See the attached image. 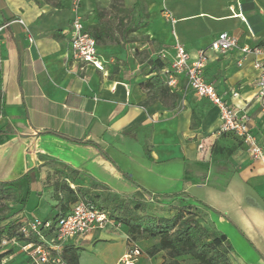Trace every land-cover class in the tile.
<instances>
[{"label":"crops","instance_id":"obj_1","mask_svg":"<svg viewBox=\"0 0 264 264\" xmlns=\"http://www.w3.org/2000/svg\"><path fill=\"white\" fill-rule=\"evenodd\" d=\"M72 1L0 0V182L11 183L24 202H10L9 213L16 214L12 219H49L63 212L52 197L53 189L39 181L50 168L66 167L78 173L70 184L73 190L94 181L122 200L149 202L145 214L154 217L171 218L178 207L196 204L206 210L203 223L216 232L222 229L216 230L214 218L240 233L237 224L227 219L228 224L212 211L197 189L230 191L235 212L246 204L243 197L254 211H264V167L251 160L234 136L237 146L227 137L232 135H215L218 110L195 97L183 76L169 97L154 101H147L150 94L141 85L162 76L154 62L164 55L160 61L170 63L176 43L191 60L222 32L236 37L240 46L264 49V0H236L232 14L225 0H176L191 2L179 8L168 1L173 25L162 18L164 0H146L144 12L131 13L133 0L127 12H113L106 20L95 0H82L79 14L90 35L103 26L120 38V32L137 27L125 41H96L102 72L71 58ZM206 22L216 28L191 27ZM206 57L205 80L228 104L248 115L252 132L264 146V103L255 96L258 72L253 57L245 58L241 67L237 51H207ZM32 194L35 202L29 211ZM248 216L260 250L247 242L241 246L244 253L238 252L244 259L245 254L253 255L249 264H264V225L253 212ZM127 239L124 225L95 232L84 241L94 248L89 263L120 264L131 243L141 252L139 264L163 263L164 252L152 258L145 253L158 238ZM79 250L81 264L83 249Z\"/></svg>","mask_w":264,"mask_h":264},{"label":"built area","instance_id":"obj_2","mask_svg":"<svg viewBox=\"0 0 264 264\" xmlns=\"http://www.w3.org/2000/svg\"><path fill=\"white\" fill-rule=\"evenodd\" d=\"M81 1L73 0L70 7L72 18L69 30V53L75 62L89 64L102 72L104 67L99 59L97 43L85 30L79 14ZM163 16L172 24L175 23L170 13L164 11ZM240 19L244 21L242 16ZM1 30L2 27H0ZM29 41L32 42V38H29ZM173 48L172 61L161 70L164 84L171 90L176 86L179 77L183 76L187 87L195 97L208 101L218 110L219 126L215 135L234 136L245 148L250 158L264 167V146L259 143L258 138L252 132L248 115L228 104L203 76L207 51L219 54L237 51L241 55L237 63L239 67L242 66L245 58L251 56L254 68L258 72L254 84L255 96L264 103V61L262 59L264 49L257 46H240L237 38L226 32L220 33L208 50L199 51L194 60L190 59L181 44L176 43ZM159 59L164 60L165 56L160 55ZM232 96L237 97V93H233ZM0 100H2V94ZM202 148L203 146L199 145L198 149L202 150ZM23 224L21 233L25 238H33L34 241L20 243L15 240L2 239L1 246L11 245L10 247L19 248L27 258L26 260L32 264H65L62 258L65 246L73 245L80 248V244L88 240L95 232L120 226V223L110 217L108 211L82 199L73 204L64 215L59 214L49 219L34 217L24 220ZM140 255L139 249L131 243L130 249L121 257L120 264H136Z\"/></svg>","mask_w":264,"mask_h":264},{"label":"trees","instance_id":"obj_3","mask_svg":"<svg viewBox=\"0 0 264 264\" xmlns=\"http://www.w3.org/2000/svg\"><path fill=\"white\" fill-rule=\"evenodd\" d=\"M141 6V0H136L134 7L128 12H134L137 7ZM130 13V14H131ZM135 28H129L125 32H120L116 38L110 29L97 26L93 28L92 37L97 42L106 39L110 42L119 43L125 41L126 35L135 31ZM160 61V59L158 58ZM156 60L155 67L161 70L168 66L165 62ZM155 68V69H156ZM141 88L149 92L147 101H154L160 97H169L170 90L164 84V79L160 75H156L148 79ZM59 175L58 180L53 183V199L58 202L60 215H64L69 211L70 207L80 199L99 206L97 201H105L112 203L113 210L117 209L122 216L111 215L110 217L116 222L127 227V235L130 241L137 239L158 238V242L146 250V255L150 258L156 256L160 252H164V260L162 264H180L179 258L190 257L197 264H233L231 255L233 248L225 235L201 225L199 218L192 212L193 207L190 205H182L176 209V213L171 218L154 217L147 214L142 216H134L129 214L126 202L118 196L110 193L104 186L92 181L87 188H70V184L74 183L78 173L64 167L55 171ZM11 183L0 182V249L6 247V252L0 251V264L2 258L10 257V251L15 247L11 245L1 246V240H15L20 243L34 241L33 238H25L21 233L23 221L21 219L12 218L16 214H10L7 202L12 200ZM87 192L91 194L87 198ZM120 199V200H119ZM132 201V200H130ZM134 207L145 212V205L135 204ZM9 214H5V213ZM79 248L68 245L63 249V261L65 264H78Z\"/></svg>","mask_w":264,"mask_h":264},{"label":"rangeland","instance_id":"obj_4","mask_svg":"<svg viewBox=\"0 0 264 264\" xmlns=\"http://www.w3.org/2000/svg\"><path fill=\"white\" fill-rule=\"evenodd\" d=\"M95 1H96L95 5L97 6V12H100L101 14H103L104 20L107 19L106 17L109 14H113V12H127L133 6V0H95ZM142 1H141V7L135 9L136 12H144L145 11L146 7L143 8L142 6H143V3L147 2V1L146 0H142ZM164 1L166 4V8L163 10L166 12H169V13H171L170 12L171 10H169V7H167L169 2L173 3V5H176V6L180 5V6H177V8L182 7L183 5L190 6V4H191V2H187V1L183 2V4H181L179 1L175 2L176 0H164ZM223 1L224 0H219L218 4L223 3ZM213 2H215V0H213ZM224 2L227 4L226 7H228L227 13L232 14L233 12H229V10L231 11V10H234V8H236V0H225ZM206 11L211 12V10L209 8ZM162 18L164 20H166L163 16H162ZM203 19L206 20L205 18H203ZM168 23L173 25L170 21H168ZM203 25L206 27H208V26L213 27L214 26V25H211L210 23L208 24L206 22V23H202V24L195 23V24H192L191 27L193 30H200ZM214 27L216 28V25ZM187 31H190V25L188 26ZM227 137L230 140V142L232 141V143L237 146L238 142L236 141L235 138H233V136H227ZM59 169L60 168H55V167L50 168V171H47V174L45 175V177L42 176L41 177L42 181H39V182H41L42 184H45L46 189L49 187H50V189H53V183L56 180H58V178H59V175H56L55 171L59 170ZM38 177H40V176L37 175L34 177V179H36ZM86 183L90 184L91 182L87 181ZM13 188H14V186H13ZM229 189L233 190L231 187ZM197 190H199L202 193V195L206 199L207 203L211 206L212 211L215 214H217V216H220L223 219L225 218L226 221H227V219L228 220L230 219L232 222H234L235 224L238 225V228L241 231L240 233H242L241 235L246 240L244 242L242 237L240 236V233H237L234 229H230L227 224H219L217 222L218 219H216V218H214V220H212V221H214V226H215L216 230H218L220 228L222 229L219 232H221V234H223V235H226L230 245L233 248L234 254L231 255L232 261H233L232 263L233 264H249L248 262H250V261L252 262L254 259L252 254H251V257H250V255L245 254V259H244L241 257V255L239 254L238 251L244 253L243 250L241 249L242 248L241 246L247 244V242H250L255 247H257L258 250H260L258 243L254 239L256 232L254 231V229L252 227L253 225L251 224V221L248 220V218H250V216L247 217V215H249L250 212L251 213L253 212V214H255V216H257V218H259V220L264 225V211H259V210L254 211V209H252V207H250L249 200H245L243 197V201L246 204L243 203V209H240V211L235 212L234 207L236 205V202L233 199V197H231L230 191L227 190V191L223 192L224 190L220 189V190H215V192H214L213 188L208 187V186L204 187V188H199ZM216 191H219V192L216 193ZM200 192H196V193L193 192V195L197 196L200 194ZM51 194H53V192ZM89 195L91 196V194L87 192L86 198ZM34 196H35L34 194L29 196L30 200H28V203H27L29 211L31 210V208L33 209V207H34V202H35ZM12 197L13 198L11 201H15V202L17 201L16 203H19V205H22V203H24L22 201L20 202V200L22 199V193H16L13 191ZM180 198L183 199L184 197L180 196ZM26 199H27V194H26L25 200ZM124 201L126 202V205H127L126 207H127V210L129 211V214L134 215V216H142L145 213V212L140 211V209H137L136 207H134L135 204L145 205V207L149 204V206H150V203L147 202L146 200H145L147 202L146 204L143 201L131 202V201H127L126 199H124ZM10 202L6 203L7 206L11 205ZM96 203L99 206L104 207L105 210L108 211L111 215H115V216H122L123 215V213H120L119 210H117V209L113 210L112 203L109 204V203H106L105 201H100V202L97 201ZM192 207H193L192 212L199 218L201 225H203L206 228H209L211 231L214 232L215 229L212 227V225L210 226V225H206L203 223L205 220V216H206V210L201 208L200 206H198L196 204H193ZM12 210L13 209H10V211H12ZM145 211H147V207H146ZM5 214H9V213L6 212ZM240 217H242V219H239ZM228 224H230V223L228 222ZM120 226H121V224H120ZM91 237H92V235L89 238H91ZM127 240L129 241L130 239L128 238ZM7 248L8 247H6L4 249H0V251L6 252ZM80 248L83 249L82 255H81L83 259L81 261V264H90L89 260L93 256V254H91L90 252H94V250H93L94 248H93L92 244L89 245V243L82 242ZM87 248L88 249L90 248V249L88 250ZM129 249H130V245H127L126 250L128 251ZM79 252H80V250H79ZM9 254H11L10 255L11 257H9V259H8V257L2 258L1 264H32L31 262L26 260L25 256L22 255L19 248L13 249L12 251L9 252ZM83 254H86V255H83ZM240 260L242 263L240 262ZM179 262H180V264H197L195 261L191 260L190 257H181V258H179ZM136 264H139V260L137 261Z\"/></svg>","mask_w":264,"mask_h":264}]
</instances>
